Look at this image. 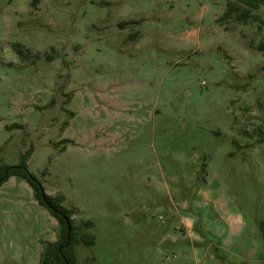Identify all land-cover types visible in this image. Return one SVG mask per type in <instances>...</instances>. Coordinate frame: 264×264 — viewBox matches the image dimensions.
Returning <instances> with one entry per match:
<instances>
[{"label": "rangeland", "instance_id": "374dc122", "mask_svg": "<svg viewBox=\"0 0 264 264\" xmlns=\"http://www.w3.org/2000/svg\"><path fill=\"white\" fill-rule=\"evenodd\" d=\"M227 1L0 0V165L34 146L94 235L76 264H264V5ZM59 229L0 186V264H43Z\"/></svg>", "mask_w": 264, "mask_h": 264}, {"label": "trees", "instance_id": "16d2710c", "mask_svg": "<svg viewBox=\"0 0 264 264\" xmlns=\"http://www.w3.org/2000/svg\"><path fill=\"white\" fill-rule=\"evenodd\" d=\"M263 5L264 0H228L223 17L227 18L236 14V19L240 22L262 21L261 16L256 11ZM137 34H135V38L138 36ZM260 47L264 49V43H261ZM14 126L21 125L15 124ZM33 152L34 146L31 145L21 155L18 164L0 165V186L12 176L26 180L33 188V194L39 203L44 205L60 222L59 237L45 246L41 262L43 264H76V245L81 241L93 244L94 235L80 232L81 228L74 222L73 209L63 204L65 196L63 194H49L41 180L30 170L28 160ZM87 223L90 226L93 224L90 220H87Z\"/></svg>", "mask_w": 264, "mask_h": 264}]
</instances>
